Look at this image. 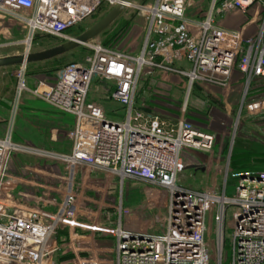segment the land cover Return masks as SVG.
<instances>
[{"label": "built area", "instance_id": "built-area-1", "mask_svg": "<svg viewBox=\"0 0 264 264\" xmlns=\"http://www.w3.org/2000/svg\"><path fill=\"white\" fill-rule=\"evenodd\" d=\"M121 0H0V13L16 18L26 30L24 52L32 51L36 34L68 40L67 31L100 10H109ZM191 0H153L136 7L147 18L141 51L125 52L104 45L98 38L86 46L90 52L80 61L63 67L53 81L36 79L28 84L27 65L15 68L16 114L20 98L29 93L63 113L74 115L67 137L69 151L36 147L13 139L9 129L0 137V258L14 264H57L50 245L59 226L76 222L89 207L81 188L90 171H104L123 183L145 182L168 192V205L161 217V232H135L122 226L129 213L122 204L113 205L119 220L115 226H97L116 236L113 264H223L227 212L231 217L229 264H264V171L239 176L227 194L228 172L221 190L210 186L191 189L178 182L184 170L183 153L189 149L209 151L214 136L198 129L181 116L176 120L136 109L144 70L185 77L188 93L194 83L226 87L239 58V70L248 80L264 78V0H210L203 20L187 17ZM256 5L261 11L259 29L245 37L239 30L224 28L221 19L238 10L247 13ZM102 82L106 100L118 101L126 116L113 119L104 106L90 99L92 84ZM111 86H107L109 83ZM13 153L45 156L63 163L68 175L59 189L62 200L57 211L20 201L15 192L30 182L10 171ZM80 183L75 185V174ZM40 200L48 203L45 197ZM88 200V199H86ZM90 202H93L92 199ZM98 207L108 206L102 199ZM88 211V210H87ZM213 215V227L208 214ZM114 222V221H113ZM112 222V223H113ZM95 225H98L97 223ZM139 233L143 236L140 237ZM76 264H102L78 257Z\"/></svg>", "mask_w": 264, "mask_h": 264}, {"label": "rangeland", "instance_id": "rangeland-1", "mask_svg": "<svg viewBox=\"0 0 264 264\" xmlns=\"http://www.w3.org/2000/svg\"><path fill=\"white\" fill-rule=\"evenodd\" d=\"M152 1L133 0L132 4L124 10L107 31L97 38L101 42H107L109 46L138 54L143 44L147 18L136 6ZM209 6L210 0H191L186 15L193 21L203 20L202 16L205 15ZM107 11L100 10L86 18L83 21L82 29L91 26ZM258 11L256 5H252L245 14L237 10L232 11L230 13L240 14L234 15L235 17L226 21L225 25L229 26L241 18L244 21V18L245 20L250 18L249 15L254 16L256 12V23L255 21L253 24L248 23L242 31L243 35L253 30L258 31L261 16V11L260 13ZM42 38L38 40L39 43L35 50L45 49L61 42L60 38L54 39L47 36H42ZM25 39L26 30L23 25L16 18L0 13V54L8 51L22 53ZM84 46L78 55L76 53V55H67L62 62L72 63L73 60L83 59L89 53L88 47ZM59 71L37 73L38 76L34 75L33 77L27 75L28 84L33 83V79L40 78L53 81ZM148 71L149 69L144 70V75L140 79L136 99L138 111L158 114L169 120H176L184 116L198 129L214 136V143L209 151L189 149L185 152L183 158L185 168L179 174L178 182L191 189H204L210 186L213 189L221 190L223 180L228 172L227 194L231 195L241 172H250L254 168L258 170V166L264 164V78L254 77L248 80L243 73L235 68L233 73L237 74V79L232 74L233 79L231 76L229 84L226 86L232 87L233 92H229L225 97L224 90L226 89L223 88L226 87L194 83L188 93L185 77L177 74H162L157 70L149 74ZM14 84L16 89V77ZM111 84L110 82L107 86H111ZM102 85V82L99 81L92 84L90 99L99 101L110 118L123 119L127 114L125 108L118 101L106 100ZM24 94L20 98L16 114L13 112L16 103L15 94L12 98L9 118V120L14 118L12 131L15 124L17 131H20L22 119H20L19 110ZM22 118L24 121L25 116ZM7 131L6 124L5 131L0 137L4 136ZM237 147L244 152L240 154L239 161L247 164L243 165L238 172L232 166L234 149ZM10 168L14 175L22 177L26 181H30L33 175L39 176L38 180L31 181L34 186L44 192L48 203H56L61 197L59 189L64 187L63 179L67 173L63 163L45 156L13 153ZM19 172L20 174H18ZM119 184L118 202L122 203V199H125L124 204L131 209L126 214L127 224L131 223V227L141 229L142 232H161V217L167 210L168 192L163 188L129 179H125L123 183ZM29 192L21 191L23 196H29ZM233 213L234 208L230 207L227 212L223 264L230 262V227ZM208 222L213 227L212 213L208 214ZM211 240V261L212 264H215L216 252L213 235Z\"/></svg>", "mask_w": 264, "mask_h": 264}, {"label": "crops", "instance_id": "crops-1", "mask_svg": "<svg viewBox=\"0 0 264 264\" xmlns=\"http://www.w3.org/2000/svg\"><path fill=\"white\" fill-rule=\"evenodd\" d=\"M236 14L240 13H228L224 19H221V25L227 29L239 30L243 34L242 30L246 27L245 25L248 23L253 24L254 21L256 23L257 16L255 17V12L254 16L249 15L251 19L247 18L245 20V16H242L244 21H242L241 18L229 26L225 25L226 21L235 17L234 15ZM256 32V30H253L243 36H253ZM21 52H24V47ZM12 54L19 53L8 51L6 53H1L0 57ZM16 67L17 66L0 67V135L5 131L6 124L9 129L11 122L9 118L11 114L10 108L12 106V98L15 94L14 80ZM34 75L38 76V74ZM34 75H30L29 77H33ZM233 76L237 79V74L234 75L233 73ZM34 83L35 79H33V83L29 85L33 86ZM223 89H226L224 90L225 97L233 90L232 87ZM21 101L19 116L22 122L20 123V131H17L15 124V128L12 131L13 139L17 142L31 144L36 147L69 151L71 143L68 140L67 134L74 126V115L56 110L44 100L36 98L29 93H25ZM23 116H25L24 121L22 118ZM18 174H20V172ZM66 175L69 176L68 172ZM33 179L38 180L39 176L33 175L31 180ZM74 179L75 185L78 187V183H80L79 171L75 174ZM83 181H85V187H83V189L81 188V191L84 197H86L84 201L89 207L84 213L76 217V222H66L59 226L50 242L51 246L59 248L53 255V259L57 264H76V259L80 256L83 258L96 259L102 264H113V260L116 256L114 251L117 242L116 236L112 233L100 231L95 227L116 225L119 216L112 207L113 205L122 204L123 208L129 211L131 209L124 204L125 199H122V203L118 202L120 180L117 177L108 176L104 171H90ZM21 191H30V195H17L16 197L20 199V201L40 206L48 211H57L58 206L56 204L44 203L40 200L41 197H45L44 192L34 186L33 183L25 182L19 185L15 192L19 193ZM89 199H92L93 202H90L91 200ZM102 199L108 206L98 207L96 205L95 202L98 204ZM61 200L62 198L59 197L58 202ZM126 216L127 215H123L122 217L123 228L135 232H142L141 229L139 230L136 227H131V223L127 224ZM96 223L98 225H95ZM0 264L14 263L10 260L0 258Z\"/></svg>", "mask_w": 264, "mask_h": 264}, {"label": "water", "instance_id": "water-1", "mask_svg": "<svg viewBox=\"0 0 264 264\" xmlns=\"http://www.w3.org/2000/svg\"><path fill=\"white\" fill-rule=\"evenodd\" d=\"M133 0H122L116 6L108 10L103 17L86 28L73 38L65 40L57 45L37 50L28 51L19 54H12L0 57V67L28 65L35 62H43L55 57L67 54L81 46L86 45L89 41L97 38L102 32L108 29L116 19L131 5ZM241 176L245 177L246 172H241ZM142 237L143 234L139 233Z\"/></svg>", "mask_w": 264, "mask_h": 264}, {"label": "trees", "instance_id": "trees-1", "mask_svg": "<svg viewBox=\"0 0 264 264\" xmlns=\"http://www.w3.org/2000/svg\"><path fill=\"white\" fill-rule=\"evenodd\" d=\"M243 14H245V13H243ZM248 15V14H247ZM82 24H83V22L82 23H80L79 25H77V26H75V27H73V28H71V29H69L68 31H67V33L68 34H71L72 36H76V35H78L79 33H81L82 31H84L85 29H82ZM107 31V29L104 31V32H102L101 34L103 35L105 32ZM100 34V35H101ZM42 36H47V37H50V38H54V39H59V38H57V37H55V36H53V35H49V34H45V35H43V34H41V33H38V34H36L35 35V37H34V40H33V42H32V51H34L36 48V46H37V44L39 43L38 42V40H41V39H43L42 38ZM61 42H63L64 40H62V39H59ZM43 41V40H42ZM61 42H58V43H56V44H54V45H57V44H59V43H61ZM104 45H106V46H109V45H107V42H102ZM53 44V43H52ZM54 45H52V46H54ZM51 47V46H50ZM83 47H85V46H81V47H79V48H77V49H75V50H73V51H71V52H69V53H67V54H64V55H62V56H59V57H55V58H53V59H50V60H47V61H43V62H35V63H31V64H28L27 65V71H26V73H27V75H34V74H37V73H44V72H47V71H54V72H56V71H59V70H61L63 67H65V66H67V65H69V64H71V63H63L62 61L64 60V58L67 56V55H78L79 54V51H81V49L83 48ZM111 47V46H110ZM48 48V47H47ZM89 49V48H88ZM42 50V49H41ZM35 51H37V50H35ZM89 52H90V49H89ZM76 53V54H75ZM82 60V59H81ZM78 61H80V60H73V62L72 63H74V62H78ZM238 63H239V58L236 60V62H235V65H234V69L235 68H237L238 69V71L239 72H241L240 70H239V67H238ZM242 73V72H241ZM238 146H239V144H238ZM240 147V146H239ZM235 151H234V153H233V157H232V161H233V163H232V166H234V169L238 172L240 169H241V167L243 166V165H247V164H245V162H242V161H239V156H240V154L241 153H244V152H242L241 151V149H239L238 147L237 148H235L234 149ZM184 154H185V152H184ZM248 162V161H247ZM258 170L257 169H252L250 172H263L264 171V164H262L261 166H258Z\"/></svg>", "mask_w": 264, "mask_h": 264}, {"label": "bare ground", "instance_id": "bare-ground-1", "mask_svg": "<svg viewBox=\"0 0 264 264\" xmlns=\"http://www.w3.org/2000/svg\"><path fill=\"white\" fill-rule=\"evenodd\" d=\"M122 1V0H121Z\"/></svg>", "mask_w": 264, "mask_h": 264}]
</instances>
